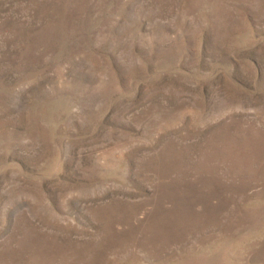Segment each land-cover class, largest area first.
I'll return each instance as SVG.
<instances>
[{"label":"rangeland","instance_id":"obj_1","mask_svg":"<svg viewBox=\"0 0 264 264\" xmlns=\"http://www.w3.org/2000/svg\"><path fill=\"white\" fill-rule=\"evenodd\" d=\"M0 264H264V0H0Z\"/></svg>","mask_w":264,"mask_h":264}]
</instances>
